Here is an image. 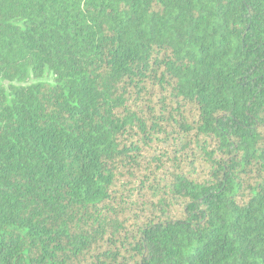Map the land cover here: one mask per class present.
<instances>
[{"label":"trees","instance_id":"16d2710c","mask_svg":"<svg viewBox=\"0 0 264 264\" xmlns=\"http://www.w3.org/2000/svg\"><path fill=\"white\" fill-rule=\"evenodd\" d=\"M0 264H264V0H0Z\"/></svg>","mask_w":264,"mask_h":264},{"label":"rangeland","instance_id":"374dc122","mask_svg":"<svg viewBox=\"0 0 264 264\" xmlns=\"http://www.w3.org/2000/svg\"><path fill=\"white\" fill-rule=\"evenodd\" d=\"M53 82V77L50 74H47L43 80H35L34 78H30L27 84H32L36 82Z\"/></svg>","mask_w":264,"mask_h":264}]
</instances>
